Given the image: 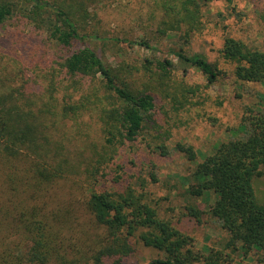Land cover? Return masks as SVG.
Returning <instances> with one entry per match:
<instances>
[{
  "label": "trees",
  "instance_id": "trees-1",
  "mask_svg": "<svg viewBox=\"0 0 264 264\" xmlns=\"http://www.w3.org/2000/svg\"><path fill=\"white\" fill-rule=\"evenodd\" d=\"M27 1L33 7L22 13L62 51L56 71L63 95L50 96L53 102L41 108L12 90L0 91V264H120L134 254L142 261L138 244L162 253L143 264H239L236 252L264 264V200L257 202L253 189V179L264 173V92L260 103L242 108L243 137L221 140L200 161L191 146L175 144L194 163L184 177L188 200L175 210L153 188L155 161L136 168V158L121 151L147 124L160 125V102L173 111L187 108L197 88L170 80L166 58L103 60L87 41L120 39L88 30V0ZM151 1L145 20L154 32L175 30L182 39L203 32L207 0ZM15 9V0H0V27ZM121 40L150 47L148 37ZM176 54L203 74L204 89L227 76L238 85L264 84V51L240 38L225 36L213 62ZM158 151L166 154L164 144ZM70 174L83 182H70ZM209 191L215 199L204 208L197 200ZM207 220L225 233L220 247L197 248L184 227ZM10 229L16 238L6 237Z\"/></svg>",
  "mask_w": 264,
  "mask_h": 264
},
{
  "label": "rangeland",
  "instance_id": "rangeland-1",
  "mask_svg": "<svg viewBox=\"0 0 264 264\" xmlns=\"http://www.w3.org/2000/svg\"><path fill=\"white\" fill-rule=\"evenodd\" d=\"M51 3L53 0H39ZM17 10L11 14L0 27V91L12 90L13 96L24 102H32V107L44 108L53 101L50 96L60 99L63 90L62 74L58 73L62 51L55 44L45 42L47 34L44 28L35 27V23L23 13V7L29 10L33 1L15 0ZM151 0H88L91 20L87 28L91 32L118 39L129 38L136 41L149 38V48L135 43L127 45L125 41L91 39L87 43L97 49L103 60L117 65L123 58L141 61L166 58L171 64L170 80L180 82L187 87L197 88L196 95L187 108L173 111L170 104L162 103L156 113L160 125L147 124L138 135L136 142L125 147V157L136 158L138 164L145 160L155 161L157 181L153 185L157 194L164 197L165 205L174 206L175 210L188 200L185 196L184 177L193 170L194 163L176 149L177 142L191 146L196 160L211 152L221 140L243 137L247 131L241 123L240 116L244 105L254 106L261 102L264 84L246 82L235 84L230 76L219 78L204 89L206 82L203 74L176 54L199 55L213 62L218 59V49L225 36L242 39L245 43L264 51V0H207L202 6L205 27L202 33L191 38L182 39L175 30L164 34L153 31L147 26L146 15L151 11ZM153 12L157 15L156 10ZM42 16L46 17L43 12ZM158 18V17H157ZM156 18V19H157ZM153 22L155 20L153 19ZM92 24V26L90 25ZM154 24V23H153ZM77 43L74 47H77ZM220 65L227 67L220 59ZM77 93L76 96H78ZM27 98V99H26ZM223 98L220 102L219 99ZM57 102V101H56ZM164 111V112H163ZM88 130V129H87ZM76 149L81 148V143ZM164 144L165 155H160L158 145ZM142 155L146 158H142ZM122 154L118 156L121 158ZM84 156L81 155V159ZM135 168V167H134ZM81 176V177H80ZM67 175V179L83 182V176ZM64 181V180H61ZM63 184V183H62ZM66 188L77 197V187L66 184ZM1 188V183H0ZM253 189L257 202L264 200V173L253 179ZM85 191H89L88 188ZM55 192L64 194L58 189ZM66 196H69L66 194ZM215 199L211 191L198 198V202L207 208ZM3 195L0 191V202ZM184 227L191 233L197 248L220 247L225 233L215 220L203 223L184 222ZM6 237L16 238L15 229L6 232ZM18 254L19 252L16 251ZM142 261L134 255L120 264H143L151 258L162 254L156 249L138 244L136 251ZM135 252V253H136ZM235 261L257 264L254 258H243L236 252Z\"/></svg>",
  "mask_w": 264,
  "mask_h": 264
}]
</instances>
